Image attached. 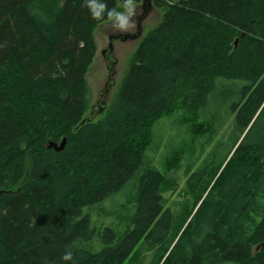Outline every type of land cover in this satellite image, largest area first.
<instances>
[{"label":"trees","instance_id":"16d2710c","mask_svg":"<svg viewBox=\"0 0 264 264\" xmlns=\"http://www.w3.org/2000/svg\"><path fill=\"white\" fill-rule=\"evenodd\" d=\"M156 4L163 18L108 115L81 124L94 28L107 18L86 0H0V264H131L138 245L150 264H264V0ZM176 110L190 137L162 173L147 150ZM230 118L197 165V139L213 143ZM186 160L192 199L177 212L168 193Z\"/></svg>","mask_w":264,"mask_h":264},{"label":"rangeland","instance_id":"374dc122","mask_svg":"<svg viewBox=\"0 0 264 264\" xmlns=\"http://www.w3.org/2000/svg\"><path fill=\"white\" fill-rule=\"evenodd\" d=\"M175 1V0H172ZM138 11L142 12V0H139V9ZM165 9L156 4V0L154 1L153 10L149 13V15L143 20V32L139 37H131V34H135L138 32V20L136 19V27L132 32L129 33H120L113 30L111 22L107 19L94 28V38L97 45V51L95 57L85 73V79L88 85V103L86 108V113L84 118H90L91 121H99L104 119L114 103L116 97L121 92L124 81L131 67L133 56L136 52V49L142 42V40L146 37L150 30L154 29L161 22ZM126 37V38H125ZM110 38L112 39V50L106 51L108 46H110ZM125 38V39H124ZM237 39V38H236ZM236 41V40H235ZM239 43V42H238ZM105 51V54H104ZM115 72L113 75L114 83L110 87L109 91L105 96H102V91L105 89L106 82L109 80L110 76V68ZM106 106L101 108L98 105ZM210 110V111H209ZM211 110H217L216 104L213 102L206 108L200 110V112H211ZM176 113L171 115H166L160 118L154 126V140L151 143L149 149L147 150V155L149 156V161L147 165H151L157 167L162 173H166L165 170V162L164 157L173 146H181L184 145V140H189L190 133L187 123L181 122L177 117L179 114L177 112H184L183 110H176ZM231 119H227L224 127L221 129L222 132H219L214 142L205 145L202 147L203 138H198L196 142V150L197 153L201 154L200 159L197 163L200 164L205 157L208 155L212 146L220 138L223 131L225 132L227 129L231 128ZM222 137V136H221ZM219 153H222L219 151ZM186 160L182 168L175 173L174 179H176L174 183V189L168 193V204L176 207V211H185V204L188 198H191L185 191V184L188 178V175L185 174L186 168L190 161ZM172 177V175H169ZM138 181V175L135 176L127 185V187H131L130 185L134 184ZM135 187L133 188V190ZM131 190V189H130ZM130 190H127L128 192ZM127 192V193H128ZM127 195L124 193H120L116 197L117 202H126ZM192 199V198H191ZM113 201L108 202L106 206H113ZM113 219L117 220L114 216L104 218V224L109 225L113 224ZM94 246H98L95 243ZM139 245L133 252V257L130 259L131 264H150L152 260L151 252H147L146 250H138ZM140 247L139 249H141ZM143 249V248H142Z\"/></svg>","mask_w":264,"mask_h":264},{"label":"clouds","instance_id":"9594fccd","mask_svg":"<svg viewBox=\"0 0 264 264\" xmlns=\"http://www.w3.org/2000/svg\"><path fill=\"white\" fill-rule=\"evenodd\" d=\"M86 6L92 18L102 20L107 18L116 32L129 33L136 27V18L140 15L139 0H120L115 7H109L107 0H86ZM61 259L69 262L74 259V253L66 248Z\"/></svg>","mask_w":264,"mask_h":264},{"label":"water","instance_id":"95a60500","mask_svg":"<svg viewBox=\"0 0 264 264\" xmlns=\"http://www.w3.org/2000/svg\"><path fill=\"white\" fill-rule=\"evenodd\" d=\"M154 1L155 0H142V12L136 18L138 20V32L136 34L131 35V37H139L142 34V32H143L142 22L149 15V13L153 10ZM238 42H239V39L237 38L236 41H235V48L238 46ZM112 48H113L112 39L110 38V46L108 47V49L106 51H111ZM104 53H105V51H104ZM109 68H110V76H109V80L106 82L105 89L101 93L102 96H105L107 94V92L109 91L110 87L114 83L113 75H114L115 72L112 70V68L110 66H109ZM98 106H100L101 108H104L106 105L103 104V105H98ZM87 121H91L90 118L89 119L88 118H84L81 121V124H84ZM66 144H67V137H64L60 143H57V142H54V141H50L49 144H48V148H54L56 151H61V150H63L65 148ZM262 245H264V243H262L261 245H258L256 247V249L259 250Z\"/></svg>","mask_w":264,"mask_h":264},{"label":"flooded vegetation","instance_id":"af4514ba","mask_svg":"<svg viewBox=\"0 0 264 264\" xmlns=\"http://www.w3.org/2000/svg\"><path fill=\"white\" fill-rule=\"evenodd\" d=\"M136 34V33H135ZM131 35H133V34H131ZM109 47V46H108ZM105 54V53H104ZM225 108H222V112H225V110H224Z\"/></svg>","mask_w":264,"mask_h":264}]
</instances>
